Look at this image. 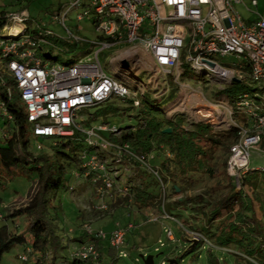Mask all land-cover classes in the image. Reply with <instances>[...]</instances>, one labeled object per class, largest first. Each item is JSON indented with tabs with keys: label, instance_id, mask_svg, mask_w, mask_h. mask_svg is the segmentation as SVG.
Segmentation results:
<instances>
[{
	"label": "built area",
	"instance_id": "2783aa9c",
	"mask_svg": "<svg viewBox=\"0 0 264 264\" xmlns=\"http://www.w3.org/2000/svg\"><path fill=\"white\" fill-rule=\"evenodd\" d=\"M241 3L242 0H69L66 10L54 15V21L68 31L69 36L63 39L72 43L89 42L90 52L99 46L92 59L83 62L78 58L72 65L49 64L40 56L42 45H51L48 38L56 34L43 26L37 27L36 34L29 33L27 8L7 15L4 31L8 38H0V71L15 81L33 137L58 139L72 137L76 130L85 133L86 142L93 150L83 153L82 167L85 178L103 182L99 190L100 211L108 209L105 197L116 189L117 183L103 154H112L117 163L126 156L146 165L147 161L136 156L129 144H117L107 136L120 137L122 129L110 130L103 123L84 130L79 113L114 97L132 100L133 106L141 105L139 95L143 94L145 84L139 82L138 76L130 80L123 76V82L117 76L119 70L133 69V64L140 62H132L138 50L152 60L157 74L173 76L176 82L187 63L207 84H215L216 89L234 83L252 89L234 102L226 97L214 100L215 116L208 120L216 131L239 129V139L230 148L227 172L240 189L243 178L252 170V151L264 139V18L246 23L235 9V4ZM252 6L258 7V1L252 0ZM76 8L82 10L79 22L88 19L93 23L98 33L96 41L80 38L66 27L69 14ZM122 45L130 51L116 55L117 51L112 57V62L118 60L120 65L113 67L110 77L102 67L100 54ZM232 55L239 63L223 65L215 59ZM122 60L128 61L129 66H123ZM152 77L149 76L146 84L149 85ZM12 119L6 106L0 103V130L3 122ZM41 147L42 144L37 146L39 150ZM163 218L171 219V216L164 213ZM84 228L90 236L108 242L120 257L128 256L124 250L126 236L135 228L134 224L117 226L110 233L95 231L89 225ZM167 235L174 239L172 231L168 230ZM191 235L195 241L203 238L199 233ZM73 253L80 260H97L99 256L94 240H88ZM19 259L25 263L28 256L21 255Z\"/></svg>",
	"mask_w": 264,
	"mask_h": 264
},
{
	"label": "trees",
	"instance_id": "16d2710c",
	"mask_svg": "<svg viewBox=\"0 0 264 264\" xmlns=\"http://www.w3.org/2000/svg\"><path fill=\"white\" fill-rule=\"evenodd\" d=\"M14 12L0 9V38H8L4 28L7 15ZM30 23L31 18L26 23L29 33L36 34L38 28L32 30ZM48 39L51 45L43 44L39 50L40 56L54 62L63 59L62 63L66 65L74 64L78 58L90 52L92 47L89 42L72 43L57 35ZM188 67L198 79L206 83L187 63L182 67V77L187 75ZM152 91L157 101L163 96L158 97L157 90ZM251 91L244 84L234 83L214 90V100L226 97L234 102L239 96L250 94ZM128 101L133 103L132 100ZM0 103L6 106L13 118L1 125L0 192L5 191L7 188L4 186L8 184V180L15 177L35 180L38 187L28 204L13 207L5 215L4 220L11 221L12 224L24 216L29 217L30 222L24 233L8 225L0 228V264H3L5 255L16 247L29 250L31 259L23 264L30 261L31 264H116L122 258L119 253L109 245L106 246L109 257L103 256V241L90 236L86 230L76 241L81 246L88 240H94L99 252L98 259L76 258L70 248L72 237H68L65 244V236L60 230L59 222L64 220V212H60L59 203L62 202L63 195L73 188L72 183L78 175L84 176L83 153L93 150L86 142L85 133L76 130L72 137L58 138L51 145L52 155L42 151L35 154L30 150L32 132L17 85L1 71ZM144 103V106L143 103L140 105L137 125L133 128H120L123 130L120 137L107 136L117 144H129L136 156L146 161L153 154V159L157 160L162 154L169 157L158 161L159 165L148 162L149 168L158 174L151 169L150 172L148 168L153 180L145 179L138 186L119 185L116 178V190L123 191L119 200L139 213L156 211V221L163 218L164 213L178 219L182 217L179 222L184 231L180 230V242L185 241L186 235L190 236L191 233L203 236L196 243L190 236L184 253L173 264H179L186 257L200 259L204 253L208 264H264V168H252L243 178L240 189H237L227 172L230 148L239 139V129L216 131L210 124L193 122L183 113L166 116L162 110L167 106L160 108L157 103L152 105L146 100ZM90 116L87 119L88 125L99 120L97 113ZM166 129H171V132H164ZM261 146L264 147V139ZM126 158L140 165L134 158ZM204 177H207V182L203 198L184 199L183 195L194 190ZM87 180L90 181V178ZM211 182L213 183L210 184ZM170 183L172 187L168 194L166 186ZM56 200L59 201L58 204ZM184 209L191 212V216L184 218L180 214ZM191 221L196 224H191ZM128 239L129 234L126 241ZM126 248L125 246L124 250Z\"/></svg>",
	"mask_w": 264,
	"mask_h": 264
},
{
	"label": "rangeland",
	"instance_id": "374dc122",
	"mask_svg": "<svg viewBox=\"0 0 264 264\" xmlns=\"http://www.w3.org/2000/svg\"><path fill=\"white\" fill-rule=\"evenodd\" d=\"M242 1L243 3L241 4H235V9L246 23L250 24L259 17L264 18V0H257L258 7L252 6V0ZM0 6L1 10L5 9L11 12L27 8L31 18L30 27L32 30L38 26H43L51 29L59 37L66 38L69 36L67 29L61 23L54 21V15L57 12L66 10L69 6V0H0ZM81 12V9H74L66 20V27L80 38H84L91 42L96 41L98 33L93 23L88 19L81 22L78 21V15ZM98 49L99 46L94 48L92 52L82 55L80 59H82L83 62H87L94 57ZM126 51L130 50L127 46L122 45L117 48L106 49L100 54L102 67L107 75L112 77L113 67L120 65L118 60H115L113 63L112 57L116 53V55H125ZM215 59L223 65L239 63V60L233 55L228 57H216ZM138 60H140V62L133 64V69H127V71L119 70L117 76L122 82L124 80L123 76L128 80L138 76L137 79L139 82H142L143 85L145 84L143 87V89L147 88L145 96L142 94L139 95V99L143 103V106L145 100L152 105L157 103L160 108L167 106L162 110L166 116L170 117L175 113H183L193 122L206 121L209 124L208 120L214 118L215 115L212 111L216 109V107L213 106L215 103V94L213 91L217 90L215 84L209 85L202 82L193 74L189 67L187 75L184 77L181 75L179 79H177L178 83L174 80L173 76L157 74L152 60L146 57L141 50L136 52L132 62H137ZM45 61L49 64H60L63 59L55 62L52 59H45ZM149 76H154V78L152 77L153 79L149 81L148 85L146 82ZM132 86H134L133 83ZM150 88L152 90H157L158 97L163 96L157 101ZM132 90H136L135 87H132ZM140 107L141 106H133V103L128 100L124 101L121 98L114 97L107 102L82 110L79 113L80 125L82 128L87 129L98 127L103 123H107L110 130L116 127L133 128V126L137 125V116L141 113ZM96 113L98 114L99 120L92 125H88L87 119L91 117L90 115ZM0 132L3 131L0 130ZM30 140V150L35 154H39V152L42 151L47 152L49 155H52L51 145L57 141L55 138L41 137L36 139L33 136H30ZM39 144H42L40 150L37 148ZM103 155L111 166L113 175L118 178L119 185L129 184L131 187H135L145 179L153 180V175L149 173L150 168L148 165L139 161L140 165H137L127 158L121 163H117L112 154ZM153 156H155V154L150 157L147 163L150 162L151 164L159 165L161 160L165 157H169V155L162 154V157L157 160V158L153 159ZM251 167L264 168L263 146H258L257 149L252 151ZM1 171L2 168L0 167V172ZM206 178L207 177H204L201 184H197L194 190L187 191L183 195V198L186 200L191 198L195 200L202 199L205 193ZM95 182L94 180L89 181L85 176L81 177L79 174L77 179L72 183L73 188L63 195L62 202L59 203V201L56 200V204L59 203V208H61L60 212H64V220L59 222L60 230H62V234L65 236V244L68 241L67 238L72 237V240L70 239V248L72 252L80 247L76 239L82 237L85 232L84 226L86 225L91 226L95 231L103 230L106 233L112 232L117 226L126 227L129 223L135 225V229L128 232L129 239L127 240L128 242L126 241L127 248L125 251L128 257L119 259L116 264H145L141 256H153L154 264H162V262L170 264L171 261H175L184 253L185 248L188 246L187 243H189L187 240L189 241L190 236L191 240H194V235L192 236L190 234V236L186 235V242L178 241L179 238H182L180 230L184 231L179 222L182 217L179 219L176 217H171V219L160 218L158 221H150L151 218L156 217V211L152 210L146 213H139L128 206L126 207V204L119 200L121 196H123V194H120L122 192L116 189L112 190V193L105 197V201L109 205L108 209L100 211L98 207L102 199L100 198L99 190L103 187V182ZM212 183L213 182L210 184ZM36 184L37 182L35 180H28L23 177H15L12 180H8V184L4 186V188L7 189L0 192V196L2 197V202H0V228L4 225H8L12 228H17L20 233L26 232L30 222L29 217L24 216L19 218L13 224L11 221L4 220V218L11 208L28 204L33 194H36L38 191ZM171 187L172 183L166 186L168 194L170 193ZM62 208L64 211H62ZM187 212L190 215H188ZM180 214H183L184 218L191 216V212L187 209H184ZM191 224L195 225L196 223L192 222ZM168 230L173 232V240L168 239ZM182 235L185 236V234ZM27 238H30L29 235ZM193 242L196 243L198 240H194ZM161 243L164 245L161 246ZM103 244L105 246L102 247V255H107L109 257L108 251L106 250V246H109V243L103 241ZM20 255H27L28 260L31 259L29 250L27 251L26 249L25 251L23 247H16L12 252L5 255L3 264H23L19 259ZM205 255L204 253L200 259L186 257L184 260H180L179 264H208L206 262L207 256ZM28 264H31V261L28 262Z\"/></svg>",
	"mask_w": 264,
	"mask_h": 264
},
{
	"label": "water",
	"instance_id": "95a60500",
	"mask_svg": "<svg viewBox=\"0 0 264 264\" xmlns=\"http://www.w3.org/2000/svg\"><path fill=\"white\" fill-rule=\"evenodd\" d=\"M121 64L125 67H128L129 66V62L128 61H125V60H122L121 61ZM164 132L166 133H170L171 132V129H166ZM141 258L143 259L144 263L145 264H154V257L153 256H148V257H145V256H141ZM174 261H171L170 264H173Z\"/></svg>",
	"mask_w": 264,
	"mask_h": 264
}]
</instances>
